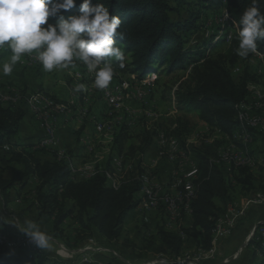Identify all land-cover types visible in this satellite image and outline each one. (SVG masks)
Instances as JSON below:
<instances>
[{"label":"trees","instance_id":"obj_1","mask_svg":"<svg viewBox=\"0 0 264 264\" xmlns=\"http://www.w3.org/2000/svg\"><path fill=\"white\" fill-rule=\"evenodd\" d=\"M81 2L82 0H76L75 7L63 15L67 17L78 14ZM98 2L108 8L112 15L121 19L116 42L124 54V67L121 68V62L114 58H106V62L111 63L113 69L120 70L128 77L132 76V79L136 77L139 81L149 79L151 75L156 76L162 67L165 69H161L159 74L164 77L174 72L185 74L184 80L180 81V76L176 79L178 87L172 93L170 85L163 83L160 86L155 79L149 87L148 103L152 104L153 88L157 86V92L169 103V108L172 104L171 110L193 114L206 128L227 138V144L241 151L248 149L255 164L249 168L228 166L220 162L218 150L221 141L202 142L199 146L186 148L185 140L194 133L195 127L187 118L175 117L174 120L169 119L168 123L158 117L155 122L149 124L147 118L140 114L132 124L127 125L124 112V122L114 125L109 151L96 164V172L87 179L78 176L72 178L71 168L76 167V155L73 150H64L60 158L55 150L35 149L38 139L32 140L33 144L32 141L24 144L17 140L20 125L29 111L21 104L26 101L27 96L14 92V104L0 101V151L9 156L7 163L10 164L5 169L0 164L1 210H8L12 202V192L18 191L17 194H20L28 187L30 181H33L27 210L32 209L37 214V219L47 222L49 234L65 241L70 240V236L74 234L76 242L97 238L103 243H99L101 246L110 247L121 238L129 214L136 211L140 203V176L147 170L146 154L153 145L156 147L158 135L163 133L178 140L181 148L188 151L189 156L191 154L198 174L193 181L194 196L189 205L191 213L184 218L185 227L172 230L166 224V220H170L165 208H156L158 213H153L157 219L155 228L151 235L144 236L143 254L160 257V260H175L181 256L186 244L209 251L212 249L216 221L225 214L229 205L240 200L234 199L236 191L240 192L241 198L246 197L243 201L251 195L264 192V159L259 164L253 148L256 140L264 136L246 129L251 137L250 144L245 145L234 139L237 133L242 132L237 115L239 109L247 105L249 89L257 86L264 92V76H259L248 63L249 59L255 58L254 54L250 53L246 58L237 54L239 39L236 23L243 11L251 6V0ZM92 3L95 4L96 0H92ZM192 6H196V10L190 13L189 19L174 18L180 16L184 8ZM257 7L264 13V0H258ZM222 9L227 12V22L216 23L218 28L215 29L214 35L190 46L191 37L201 30L197 24L201 14L210 11L216 14ZM49 23L55 24L56 19L50 18ZM218 32H221V35H218ZM228 33H231V39L226 43L225 37ZM221 44L225 45L223 52L212 54L208 50ZM3 53L0 60H9L7 54ZM257 53L264 59V41L258 42ZM15 67L21 73L42 68L41 65L32 68ZM238 67L240 72L233 74L234 69ZM45 96L53 101L50 96ZM84 98L85 96L79 95L80 104L84 103ZM29 117H33L32 114ZM98 121L95 119L96 123ZM95 122L89 123L87 119L83 121L76 132V145L81 144L79 137L86 126L91 127L95 134L94 124H91ZM88 136L92 138L96 135L83 134V137ZM81 145L80 151L92 156V153L86 152V147ZM45 153L49 155L48 159L41 157ZM118 158H122L123 165L129 166L130 169L121 179L119 186L113 188L107 180V173L116 171L113 161ZM163 162L162 165L168 164ZM5 170L9 171V177L4 175ZM157 171L156 169V177ZM245 218L246 216L241 222ZM66 221L73 228V232L67 234L69 236H65ZM0 236L13 241L12 232L7 229L1 212ZM13 242L16 244L17 240ZM245 247L250 251L249 264H264V260L260 258V255L264 256V242L261 243L254 236ZM0 264L53 263L49 262V258L41 250L31 247L23 249L17 245L10 248L0 244Z\"/></svg>","mask_w":264,"mask_h":264},{"label":"rangeland","instance_id":"obj_2","mask_svg":"<svg viewBox=\"0 0 264 264\" xmlns=\"http://www.w3.org/2000/svg\"><path fill=\"white\" fill-rule=\"evenodd\" d=\"M196 6L192 7H186L182 10L181 15L176 17L175 19L178 20H187L190 18V13L195 12ZM225 12V9H222L220 12H217L216 14H213L211 11L201 14L200 19L198 20L197 24L200 26V31L197 32L195 35L191 37V45L193 46L196 43H199L203 40H208L212 35L216 33V28L218 26L220 16L221 14ZM217 20V21H216ZM216 26V27H215ZM214 27V28H213ZM218 35H221V32L217 33ZM217 41V40H216ZM214 40V42H216ZM212 42V44H214ZM225 45L217 46L216 48H208L210 53L216 54L218 52H223ZM211 49V50H210ZM10 51L11 50L5 46L2 48V51ZM256 58V57H255ZM252 58L249 59L248 63L252 69L257 71V74L259 76H264V59H258V58ZM83 64L82 62L76 61L75 66H70L66 69H56L52 72H45L43 68H38L37 71H25L24 73L17 74L18 77L17 80H13L10 84L14 86V89L16 88L19 94H23L24 96L30 97L35 96L37 94H45L47 96H50L53 98V101L49 99V101L58 108H65L67 109L68 113H59L58 114V122H57V131L56 136L58 138V142L60 146L64 148V150H73L74 154L76 155L75 158V166L76 168L82 167L83 164L86 162H94L93 161V155L88 156L85 152H81V144L76 145V132L79 130L80 125L82 124L81 118L84 117V114L81 116L78 113L82 110L79 105V95H83V97H88L87 103L90 104L89 112L94 115V118L96 120H99L100 122L103 121L102 114L104 109V100L100 94V91L94 86V74L88 72L84 69V67L81 66ZM40 64H35V66H39ZM162 70L165 69V67L161 68ZM156 75V80L158 82V85H162L163 83H166L171 86V93L174 92L177 87L178 83L176 81L177 78L180 76V81L185 79V74L182 75L181 73L174 72L168 77H164L159 74V71ZM14 70V69H13ZM36 70V69H35ZM114 75L113 78L109 84L111 89H117V87L120 86L119 89L127 91L130 90V92H133L134 85H136L139 90L142 86L137 80L136 77L132 79L131 77L126 76L125 74H122L120 70L113 69ZM240 72V67L235 68L233 71V74H237ZM75 74H78L79 77L75 76ZM13 76V75H12ZM135 76V75H134ZM152 79L153 77H149ZM144 82H149V85L153 83V81H149L148 79L142 80ZM176 81V82H175ZM78 84H84L86 86V91L83 92H76L74 89ZM123 85V86H122ZM254 86V85H253ZM157 86H154L153 88V96H152V104L148 103V99L146 100L145 104H139L136 102L126 101L124 103L125 109L121 111V114H129V112H132V106H136V109L133 111L134 114H132V117L136 120L139 118L140 114L144 115L149 124H152L156 121V119L159 117H162V119H165V122H168L169 119L174 120L175 117H182L187 118L192 125H194V133L191 135L190 140L193 142V146H199L202 142L204 143H210L213 142V140L221 141V147L218 150L219 152H232L235 151L234 146L227 144L225 140L227 139L225 137H222L218 133L216 134L213 132V130H209L204 126L205 124L202 122H198L196 116L193 114H182L181 112H176L171 107L169 108V103L162 99L157 92ZM257 88L258 91L263 92V90L260 87L254 86ZM15 89V90H16ZM15 90H11L10 88H5L3 91L1 88V82H0V94L3 95H9L10 93L16 92ZM89 94H92V96L89 98ZM150 92H148L147 98L149 97ZM139 105V106H138ZM147 106H152V108H147ZM106 111V110H105ZM157 113H155V112ZM28 115L25 117V119L22 121L17 140L20 141V143H28L32 140H36L39 138V136L42 135V130L40 129V123L28 112ZM33 116V115H32ZM108 117L107 115H104V118ZM73 117V118H72ZM93 119H90V121ZM110 123V122H109ZM169 123V122H168ZM88 134L90 136H93V131L90 130L87 132V129L85 128V131L83 130V134ZM102 133H104L102 135ZM95 137L93 136L91 138L90 144H87V147H90L86 150V152H91L90 149L94 147L95 153L97 155L101 154L100 157L102 158L105 156V154L109 151V145L112 141V137L107 134V132H102ZM81 134V135H83ZM107 135V136H106ZM194 136V137H193ZM198 136V137H197ZM193 137V138H192ZM94 138V139H93ZM108 138L109 142H106ZM196 138V139H195ZM103 139V140H102ZM207 142H205V141ZM32 141V144L34 143ZM61 141L63 144L61 145ZM100 141V142H99ZM92 142V143H91ZM79 143V141H78ZM103 143V144H102ZM27 146V145H25ZM255 154L257 156V161L259 164L262 163V160L264 159V138L257 139L254 146ZM27 149V148H26ZM25 149V150H26ZM157 147L154 145L149 149V151L146 154V160L153 157L156 152ZM59 150V151H64ZM46 154V153H45ZM42 155L41 157L43 159H48L49 155ZM9 156L2 151H0V164L1 166L8 167L7 160ZM191 158V154L190 157ZM86 159V160H84ZM102 160V159H101ZM192 160V158H191ZM85 162V163H84ZM163 162V161H161ZM160 162V164H161ZM193 162V161H192ZM164 163V162H163ZM159 164V165H160ZM194 164V163H193ZM255 164V162H254ZM258 164V165H259ZM12 165V164H11ZM169 169L171 168V165L164 164ZM15 166V165H14ZM195 166V165H194ZM159 167V166H158ZM127 171L123 172V175L126 174ZM4 175L6 177H9V171L5 170ZM154 177L156 179V183L158 184V180L156 177V173L154 174ZM123 176L119 179V182ZM116 180V179H115ZM169 179L164 178V176H161V184L162 187L166 186ZM117 184V180L115 181ZM33 181H30V183L27 185L28 187H25L20 194L14 191L12 192V202L9 205L8 210L2 211L1 210V204H0V212L1 216L6 224L7 229H9L12 232V239L15 241L20 236L19 232H32L35 230L40 231L46 236L47 240V246L46 247H40L39 250H41L48 258L49 262L53 264H79L80 260V254L78 253V250L83 248L87 244H92L94 239H90L87 242H76L74 240V234L70 236V240H63L56 238L52 234H49L48 224L43 219H37V214L31 209L27 210V206L29 205V197L31 196L32 188H33ZM17 190V189H16ZM164 192H166L164 190ZM241 194L237 190L234 194V199H240L236 204L241 203L245 198L240 197ZM141 198V199H140ZM140 202L142 200V197L140 195L139 197ZM27 201V202H24ZM29 209V208H28ZM158 213V211H155L150 208H141L137 211H133L129 214L124 227L121 238L114 244L109 246H101V242L99 239L95 238V243L98 246L106 247L108 250L113 251L115 258L114 262L115 264H142L144 262H153V261H159L160 257H152V256H145L142 251V247L145 244L144 242V236H149L153 233L156 223V217L155 214ZM169 219V217H168ZM69 222L66 221L64 223V228H66V235L70 232H73V228L69 226ZM166 224L169 228L172 230H176L175 224H172L171 222H167ZM65 236L63 238H65ZM101 245H100V244ZM219 245L216 244V246L213 248L214 252L219 251ZM244 239L234 241V242H225L223 245L224 249V255L223 257L228 259L230 258L228 263L225 264H249L250 263V251L247 250L245 246ZM212 247V243H211ZM193 247H191L190 244H186L184 247V251L181 254L179 258L181 260H187L191 255L194 253ZM203 252H206L205 250H202ZM236 253V257L231 259L233 254ZM109 255V254H107ZM13 258V256H12ZM146 259V260H145ZM206 259V258H201ZM163 260V259H162ZM165 260V259H164ZM182 260V261H183ZM171 261V260H170ZM212 264H221L220 260L217 261L213 260Z\"/></svg>","mask_w":264,"mask_h":264},{"label":"clouds","instance_id":"obj_3","mask_svg":"<svg viewBox=\"0 0 264 264\" xmlns=\"http://www.w3.org/2000/svg\"><path fill=\"white\" fill-rule=\"evenodd\" d=\"M251 0L236 23L239 44L237 54L246 58L258 51V42L264 41V13ZM76 5V0H0V48L11 50L3 63L2 74L11 75L22 55L35 53L45 72L66 69L82 62L94 74V86L103 90L113 78V66L106 58L120 61L124 54L117 47V30L121 19L96 0H82L78 14L65 17L64 12ZM55 18L56 23H49ZM78 84L74 91H86ZM39 247H46V236L38 230L26 233Z\"/></svg>","mask_w":264,"mask_h":264},{"label":"bare ground","instance_id":"obj_4","mask_svg":"<svg viewBox=\"0 0 264 264\" xmlns=\"http://www.w3.org/2000/svg\"><path fill=\"white\" fill-rule=\"evenodd\" d=\"M224 22H227L226 10H225V12H223L221 14L218 24H222ZM230 39H231V33H228L225 37L226 43H229ZM3 51H2V48H0V54L3 53ZM10 54H12V53H10ZM253 54L258 59L263 58L262 55L258 54L257 52L253 53ZM7 56L10 58L9 54ZM31 60H32V54H24V55H22L20 62H17L16 64H17V66H20V67L32 68V67H34L35 64L39 63L38 60L37 61H31ZM81 65H83L87 70V67L84 64H81ZM75 76L79 77L78 74H75L74 77ZM150 77H153V78L152 79L149 78L148 80L152 82L155 80L156 76L151 75ZM2 95L3 94H0V98H2ZM147 95H148V93H141L139 98H137L135 95L120 96V99H114V106H112V97L110 96V94L102 92V98L105 102L104 105H105V110H106L105 111L106 114H104V115H107L108 117H106V116H105V118L102 117V119H103L102 122L98 121V122H100V126H102L100 128H98V122L96 123L95 119L91 120L92 122L93 121L95 122V123H91V124H94V128H95V134L93 133V135L97 136L99 133L101 135L102 132H107V134L112 137L114 125L120 124V123H116V120L123 121V114H121V111H123V109H125L124 103L126 101H131V102H136L139 104H145V102L147 100ZM87 100H88V97H85L84 101H87ZM0 101H2V102L9 101L12 104H14V102H16V98L13 100L0 99ZM26 103L38 104V107L41 109V115L47 121V123L49 125V129L53 130V133L56 136V131H57V127H58L57 126L58 110H56L55 108H58V107L54 106L49 101V99H47L45 96H43L41 94H37L35 96L27 97ZM53 107H55V108H53ZM63 112L68 113L67 110H61L62 114H63ZM242 112L244 113L245 117L248 118L249 120H260L261 116L264 112V93L258 91L256 87H251L249 89V99L247 100V105H243L238 111L237 119L241 125L242 132L237 133L234 136V139L241 141L245 145H248L251 142V137H250V134L248 133V131L246 132V129L254 130V131H255V129L251 128L250 121L244 120ZM30 113L40 123V126H41L40 116L37 115L36 112H30ZM78 114L82 116L84 114V110H81L80 113H78ZM129 114H134V112H129ZM134 121H135V119L132 117V122H134ZM256 132H258L260 135L264 136V124H260V128H256ZM103 134L104 133H102V135ZM191 135L189 137H187L185 140L186 148H190L193 146V144H192L193 142L190 140ZM90 141H91V138L89 136L83 137V139H80L81 144H83L85 147H87V144H90ZM156 142H157L156 143V147H157L156 152H155L153 157L149 158L151 160V163H150V160L148 159L147 160V167H146L147 170L140 176V181H141L140 195L142 197V200L139 203V205H137L136 211L141 209V208H150V209L155 210L156 208L164 207L165 208L164 210H166L170 222L172 224H175V226H176L175 229L184 228L186 225L185 224L186 221H184V218H186L188 216L187 213H191L189 205H190L191 199L194 196L193 181L196 179V176L198 174L197 168H196V166H194L191 158H189L190 156H189V153H187L188 151L182 149L179 143H178V147H179V150L185 154L184 158H181V154H175V152H173L174 145H175V140L173 138L167 137L165 134L160 133L158 135ZM205 142H207V141H205ZM234 150L235 151H232V152H219L218 153L219 161L225 165H228V166L233 165L234 167H249L250 168V167L254 166L255 160L253 157H251L249 155L248 149L245 151H241L238 149H234ZM90 151L91 152L88 151V153H92L94 162H86V163L84 162L85 164H83L82 167L71 168V172H72L71 177L72 178H74L75 176H78L81 179H87V178L91 177L96 172L95 166L98 162L101 161L102 156L100 157L101 154L97 155L95 153L96 150H94V147L92 149H90ZM57 154L61 158V156L63 155V151H58ZM238 156L240 159L233 162L234 158H237ZM118 161H120V163H118ZM161 161H166L168 164L171 165L170 169H174L173 187H172V179L168 180V183L166 186L154 187V185L157 184L155 182L156 179L154 177L155 170L158 168ZM113 163L115 164L116 171L113 173H107V180L109 181V184L113 188H117L119 186V183H120L119 179L122 176H124L123 172L128 171V169H130V168L127 165L126 166L123 165L122 158L116 159L115 161H113ZM182 165L184 168H176L177 166H182ZM184 169H188V175H187V183L188 184L185 185L184 190H181V188L183 187ZM83 173L87 174L88 176L84 175ZM115 179L117 180V184L115 182L116 181ZM164 187H169V188L165 189ZM164 190L166 192H164ZM262 194H264V192L263 193H257L253 196H261ZM168 198H170V200H166ZM232 205H234V206L244 205V211H248L251 209V198H247L245 201H243L241 203H238V204L235 203ZM184 206H185V212H184ZM230 206L231 205H229L227 207L224 215L230 214ZM222 221H223V216L221 218H219L214 225V234L212 237V249L209 251H206V252H203L200 249L199 250V257L200 258L208 259L209 257L212 256V254H214L213 248L216 246V244H218L220 242V237L222 235V230H223ZM0 244H5L6 246H8L10 248L12 247L11 241H8V239H6L3 236L2 237L0 236ZM30 247L35 249V250L40 249V248H38L37 245H30ZM260 258L262 260H264V256L260 255ZM182 260H181V258H178V259L171 260V261L168 259H165L164 261H169V262L187 261V260H183V261ZM159 261H163V260H159Z\"/></svg>","mask_w":264,"mask_h":264},{"label":"built area","instance_id":"obj_5","mask_svg":"<svg viewBox=\"0 0 264 264\" xmlns=\"http://www.w3.org/2000/svg\"><path fill=\"white\" fill-rule=\"evenodd\" d=\"M31 61H37L35 53H32V60ZM18 62H20V61H18ZM0 82H1V80H0ZM139 82H141L140 84H142L141 88L139 90H137L138 87L136 85H134V87H132L134 89L133 92H130V90H127V91L121 90V89H119L120 86L117 87V89H111L110 86H108L107 88L100 90V91L103 93H109L110 94V96L112 97V106H114V99H120V96L135 95L137 98H139L141 93L150 92L149 82H143V81H139ZM83 93H85V92H83ZM91 96H92V94H89V98ZM0 99L13 100V99H15V93H12V95H2V98H0ZM21 104H23V106L29 112H36L37 115H39L41 118V126H39V127L42 130V135L36 141V145L34 148L35 149H39V148L51 149V150H55L56 152H58V150H64L62 148V146H60V144L58 142V138L54 135L53 130L49 129V125H48L47 121L41 115V109L38 107V104H28V103H26V101L21 102ZM78 106H80L81 109L84 110V117L81 118L82 123L85 119H87L89 123H90V119H95L94 115L89 112L90 104H88L87 101H84V103H82V104L79 103ZM53 108H55V107H53ZM147 108H152V106H147ZM55 109L58 110V114L61 113V110H67L65 108H55ZM135 109H136V106H132V112ZM104 114H106V113L104 112ZM243 118H244V120L250 121V126H251V128H254L255 131H256V128H260V124H264V112H263L260 120H249L248 118L245 117L244 113H243ZM126 121H127V125H130L133 123L132 122V114H126ZM123 122L124 121L116 120V123H123ZM100 127H102V126H100V122H98V128H100ZM261 136H263V135H261ZM79 139H83V135H80ZM106 142H109L108 138H107ZM90 147H92V146H90ZM90 147H86V150L89 149ZM173 152H175V154H181V158H184L185 154L179 150L178 140H175ZM239 159L240 158L238 156L237 158H234L233 162H235ZM118 163H120V161H118ZM150 163H151V160H150ZM176 168H184V167L182 165V166H177ZM84 175L88 176L87 174H84ZM187 175H188V169H184L183 187L181 188V190H184L185 185L188 184L187 183ZM168 179H172V187H173L174 169H169ZM154 187H162L161 182L158 181V184H155ZM164 188L168 189L169 187H164ZM249 198H251V208H256V207L264 205V194H262L261 196L251 195ZM166 200H170V198H168ZM184 212H185V206H184ZM247 212L248 211H244V205H242V206L231 205L230 206V214L229 215H223V221H222L223 230H222V235L220 237L219 251L214 252V254H212V256L209 257L208 259H201L199 257V250L200 249L195 248L194 253L191 255V257H189V259H187V261H184V262H169V261H164V259H163V261L144 262L142 264H212L213 260L217 261L218 259L220 260L221 264L228 263L230 258L226 259L223 257V255H224L223 245H224L225 241L231 236L234 229L239 225L241 220L244 219ZM189 214L190 213H187V215H189ZM26 233H31V232L21 231V235L17 238L16 244H14L15 242L11 241L12 247H15V245H17L20 248L27 249V248H30V245H36L34 243V241L30 238V236L26 235ZM254 236H256L257 240H260L261 243L264 242V222L257 224L256 226H254L252 228V231H251L248 239H246L245 245H243V246H246L247 242H249ZM38 248H40V247L38 246ZM78 253L80 254L79 264H115V262H114L115 255L113 254L114 252L108 250L106 247H100V246L96 245L94 240H93L92 244H87L83 248L79 249ZM107 254H109V255H107ZM235 257H236V253L233 254L231 259H233ZM126 264H128V263H126Z\"/></svg>","mask_w":264,"mask_h":264},{"label":"crops","instance_id":"obj_6","mask_svg":"<svg viewBox=\"0 0 264 264\" xmlns=\"http://www.w3.org/2000/svg\"><path fill=\"white\" fill-rule=\"evenodd\" d=\"M11 52L9 51H5L3 54H9V56ZM6 55V56H7ZM8 60H0V66L3 65V63L7 62ZM17 66V64H16ZM83 66V65H81ZM20 67V66H19ZM84 67V66H83ZM26 68H30V67H26ZM14 70L12 71L11 75L5 76L2 74V68H0V80H2V90L4 91L5 88H10L11 90H15L14 86H12L10 83L14 80H17L18 76L17 74L19 73V75H21L20 70L18 68H16L14 66L13 68ZM84 69L86 70V68L84 67ZM13 75V76H12ZM16 92L17 89L15 90ZM87 129V132L90 131L92 128L91 127H85ZM84 128V131H85ZM40 137V136H39ZM39 139V138H38ZM63 144V142L61 141V145ZM64 145V144H63ZM157 180L160 182L161 180V176H164V178L168 179L169 176V167H167L166 165H159V167L157 168ZM264 222V205L263 206H259L256 208H251L250 210H248L247 215L245 220H243V222L240 223V225H238L233 233L231 234V236L225 241V242H234V241H238L240 239H244V242L246 241V239H248L252 228L254 226H256L257 224L263 223ZM225 254V253H224Z\"/></svg>","mask_w":264,"mask_h":264}]
</instances>
